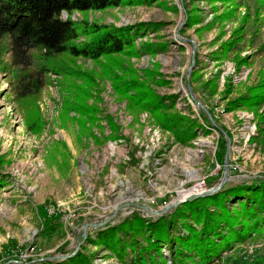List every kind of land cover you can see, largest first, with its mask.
<instances>
[{"label":"rangeland","instance_id":"1","mask_svg":"<svg viewBox=\"0 0 264 264\" xmlns=\"http://www.w3.org/2000/svg\"><path fill=\"white\" fill-rule=\"evenodd\" d=\"M224 10L228 14L219 17ZM69 17L113 25L156 22L133 38L135 48L146 44L154 52L123 55L122 64L167 112L193 119L195 134L177 140L148 108L115 92L111 75H129L122 66L105 71L104 57L81 56L61 57L68 73L47 71L35 100L41 125L31 130L8 85L12 73L0 68V264H65L76 246L91 264H123L130 253L122 261L85 238L134 210L158 216L134 202L157 210L190 189L264 177V100L255 108L229 103L264 80V52L257 49L264 41V0H151L74 10ZM237 26V47L224 51L221 43ZM8 57L4 52L2 60ZM63 104L68 116L60 120ZM170 246L160 244L165 264ZM210 264H264V222Z\"/></svg>","mask_w":264,"mask_h":264},{"label":"trees","instance_id":"2","mask_svg":"<svg viewBox=\"0 0 264 264\" xmlns=\"http://www.w3.org/2000/svg\"><path fill=\"white\" fill-rule=\"evenodd\" d=\"M150 1L0 0V68L8 75L12 73L8 85L26 111L25 119L31 130L36 131L41 125L35 100L47 71L68 73L61 57L81 56L93 60L104 57L106 63L102 67L105 71L122 66L129 75L126 78L116 73L111 75L115 92L126 97L132 106L148 108L155 121L169 129L177 140L184 141L195 134L193 119L167 112L158 96L134 76L132 68L122 64L123 55H137L142 49L154 52V48L146 44L140 46L141 50L135 48L133 38L147 28L154 27L156 22L113 25L88 22L84 18L77 21L69 17L74 10L86 11ZM62 11L66 13L65 17L61 16ZM227 14L228 10H224L218 16ZM188 21L192 22L193 19L188 18ZM241 30L242 26H237L232 37L221 43L224 51L237 47ZM81 35L84 38L77 40ZM257 49L264 52V41ZM4 52L9 55L8 61L2 60ZM240 60L244 61V57H240ZM263 100L264 80L259 79L229 103L255 108ZM63 106L59 112L60 120L68 116ZM219 147L217 154L221 155L224 146L220 143ZM231 202L234 205L228 206ZM260 222H264V177L257 182L235 183L220 187L210 194L182 201L156 217L143 216L134 210L119 222L98 228L95 237L86 236L85 239L105 245L122 261L124 255L130 253L123 264H165L166 258L160 252L163 241L171 243L168 253L170 264H210L223 251L246 239L252 231H257ZM178 227L184 232L171 233L172 228ZM61 248L63 245L58 247L59 250ZM62 260L65 264H91L89 255L80 249Z\"/></svg>","mask_w":264,"mask_h":264},{"label":"water","instance_id":"3","mask_svg":"<svg viewBox=\"0 0 264 264\" xmlns=\"http://www.w3.org/2000/svg\"><path fill=\"white\" fill-rule=\"evenodd\" d=\"M220 185H221V181L219 183L209 187V188H201L199 191H190L189 193L185 194L184 196L175 197L173 200H171L170 202L164 204L163 206H161L157 210H152L147 205L139 203V202H134L133 204L136 207L142 208V209L146 210L147 212H149L151 214L159 215V214H162V213L168 211L170 208H172L173 206H175L177 203H179L182 200H190V199H192L193 197H196V196L210 194L213 191L217 190ZM105 221H106V219H103L101 221L95 222V224L99 225V224H102ZM83 235H84V233L82 232V236ZM76 247L74 248V250L72 252H74L76 250ZM72 252H70V253H72Z\"/></svg>","mask_w":264,"mask_h":264},{"label":"bare ground","instance_id":"4","mask_svg":"<svg viewBox=\"0 0 264 264\" xmlns=\"http://www.w3.org/2000/svg\"><path fill=\"white\" fill-rule=\"evenodd\" d=\"M200 189H201V188H200ZM200 189H199V190H200ZM199 190H198V191H199ZM188 191H193V190L190 189V190H188ZM194 191H195V190H194Z\"/></svg>","mask_w":264,"mask_h":264}]
</instances>
